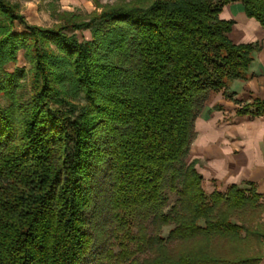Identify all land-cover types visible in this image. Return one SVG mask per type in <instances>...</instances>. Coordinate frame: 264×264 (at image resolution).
I'll use <instances>...</instances> for the list:
<instances>
[{"label":"trees","instance_id":"obj_1","mask_svg":"<svg viewBox=\"0 0 264 264\" xmlns=\"http://www.w3.org/2000/svg\"><path fill=\"white\" fill-rule=\"evenodd\" d=\"M237 1L264 27V0H93L52 28L0 0V264L260 263L261 196L207 195L186 163L209 94L260 50L229 37Z\"/></svg>","mask_w":264,"mask_h":264},{"label":"crops","instance_id":"obj_2","mask_svg":"<svg viewBox=\"0 0 264 264\" xmlns=\"http://www.w3.org/2000/svg\"><path fill=\"white\" fill-rule=\"evenodd\" d=\"M8 1L23 5L24 12L31 14L44 10L43 5L51 9L55 4L63 10L82 6L94 9L91 0ZM220 17L234 23L229 33L234 44H258L260 50L254 55L246 80L232 81L227 90L209 94L196 119L186 163L196 164L207 195L225 193L234 185L252 187L264 204V109L261 114L240 113L248 106L264 102V27L246 15L241 1L226 5ZM23 58L19 55L17 64L11 63L7 69L21 67ZM259 253V264H264V240Z\"/></svg>","mask_w":264,"mask_h":264},{"label":"rangeland","instance_id":"obj_3","mask_svg":"<svg viewBox=\"0 0 264 264\" xmlns=\"http://www.w3.org/2000/svg\"><path fill=\"white\" fill-rule=\"evenodd\" d=\"M8 1V0H7ZM93 2V0H91ZM100 1V5L103 7L106 6H115V5H119V4H123L125 2H130L131 0H99ZM94 3V2H93ZM20 6V11L21 13L24 12V6L21 4H18ZM44 8V10H41L38 14H36L35 12L33 14L29 13V12H24L25 16L28 18V21L34 25L40 26V27H44V28H52L54 26H56L57 24L60 23V15L62 14V12H73L76 13L80 16L81 20H85L89 17V15L94 12V11H102V8H97L96 4L94 3V9L92 7H77L74 10L72 9H61L60 7H58V4L53 5V7H51V9L47 6V5H43L42 6ZM17 31H23L22 27H18ZM80 39H90L91 35L90 32L86 31L83 36L79 33L78 34ZM24 55V52H20L19 55ZM23 62L21 65V67H26L27 69L30 68V64L26 61L25 57L22 59ZM17 64V63H16ZM29 87L24 88L22 91H20V94L28 97L29 96ZM6 100L0 95V105L5 106ZM177 197L175 195H171L170 196V206H172L175 201H176ZM262 222L264 223V214L262 215ZM173 226H169L164 228L163 230V234L164 236L168 235L169 230L172 228Z\"/></svg>","mask_w":264,"mask_h":264}]
</instances>
